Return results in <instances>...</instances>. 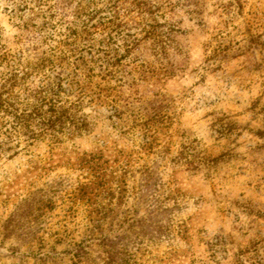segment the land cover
Instances as JSON below:
<instances>
[{"label":"rangeland","instance_id":"374dc122","mask_svg":"<svg viewBox=\"0 0 264 264\" xmlns=\"http://www.w3.org/2000/svg\"><path fill=\"white\" fill-rule=\"evenodd\" d=\"M12 73L81 129L0 131V264H264V0H0Z\"/></svg>","mask_w":264,"mask_h":264},{"label":"trees","instance_id":"16d2710c","mask_svg":"<svg viewBox=\"0 0 264 264\" xmlns=\"http://www.w3.org/2000/svg\"><path fill=\"white\" fill-rule=\"evenodd\" d=\"M16 76L12 73L11 79L7 80L9 87L6 84L0 86V131L8 139L21 142L22 137H26V141H34L40 136L56 137L64 130L74 133L81 129L70 109V105L76 103L63 102L59 98L56 86L61 87L62 80L56 86L52 82L39 88L26 86L23 94L14 90Z\"/></svg>","mask_w":264,"mask_h":264}]
</instances>
